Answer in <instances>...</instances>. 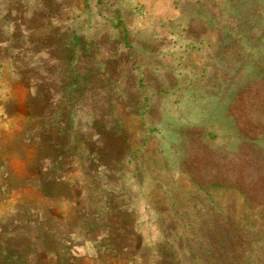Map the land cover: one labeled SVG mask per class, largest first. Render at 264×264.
Segmentation results:
<instances>
[{"label": "rangeland", "instance_id": "obj_1", "mask_svg": "<svg viewBox=\"0 0 264 264\" xmlns=\"http://www.w3.org/2000/svg\"><path fill=\"white\" fill-rule=\"evenodd\" d=\"M67 92L63 181L34 144ZM59 260L264 264V0H0V264Z\"/></svg>", "mask_w": 264, "mask_h": 264}, {"label": "trees", "instance_id": "obj_2", "mask_svg": "<svg viewBox=\"0 0 264 264\" xmlns=\"http://www.w3.org/2000/svg\"><path fill=\"white\" fill-rule=\"evenodd\" d=\"M76 42L75 46H79L81 48H84L86 44L83 42L82 39L79 37H73ZM21 51V50H20ZM16 52L17 55L20 52ZM15 53V52H14ZM12 60V56L10 61ZM16 63V60H13ZM76 82L77 79H76ZM74 92V90H72ZM67 95V96H66ZM66 99L64 100L63 98L60 99L61 103L59 104V112L57 113V121H58V140L50 139L49 137H38L36 142H35V163L36 165H39L40 167L43 168V170H47V168H50L51 173L54 172L55 174L53 175H61L59 179H62L65 181L62 176V174H66L63 168V165L59 167V162H63L62 160V154H59L58 161H54L53 155H51L50 150L52 148L55 149H60L63 147L62 140L65 139L64 136L65 134H68L72 129L70 126L69 120L72 122V120L75 119V116L77 115L78 111V101L77 99H74L69 92L65 94ZM31 106L29 105V109L31 112H34L36 114H39L40 112L42 113L41 108L37 106L38 103H41L43 100L46 99V92H40L39 90H35L32 85H31ZM69 123H68V122ZM46 135H49V132L46 131ZM46 138V139H45ZM66 183V182H65ZM42 192L44 195H48V187L43 186ZM112 198L113 205L112 207L110 204L106 205L104 209L97 208V211L92 214L94 217L93 221H90L89 219L87 220L89 228L91 229H99L101 230L102 233V239L103 242L104 240H109V239H117L120 236L123 235L124 228L127 227L126 224V218L128 217V214L130 213L128 209H125V207H129L130 204L126 200L119 199L116 200V195L115 196H108ZM90 222H92L90 224ZM84 223V222H83ZM107 246V245H106ZM94 248V247H92ZM96 248V247H95ZM68 264L64 260H59L57 261V264Z\"/></svg>", "mask_w": 264, "mask_h": 264}, {"label": "crops", "instance_id": "obj_3", "mask_svg": "<svg viewBox=\"0 0 264 264\" xmlns=\"http://www.w3.org/2000/svg\"><path fill=\"white\" fill-rule=\"evenodd\" d=\"M96 249V248H95ZM98 253V252H97ZM92 255H94V254H92ZM94 258V257H93Z\"/></svg>", "mask_w": 264, "mask_h": 264}]
</instances>
